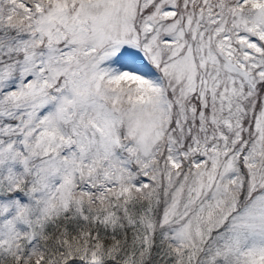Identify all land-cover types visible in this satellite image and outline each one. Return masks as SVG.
Listing matches in <instances>:
<instances>
[{
  "label": "snow or ice",
  "instance_id": "1",
  "mask_svg": "<svg viewBox=\"0 0 264 264\" xmlns=\"http://www.w3.org/2000/svg\"><path fill=\"white\" fill-rule=\"evenodd\" d=\"M0 264H264V0H0Z\"/></svg>",
  "mask_w": 264,
  "mask_h": 264
}]
</instances>
